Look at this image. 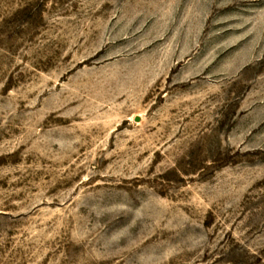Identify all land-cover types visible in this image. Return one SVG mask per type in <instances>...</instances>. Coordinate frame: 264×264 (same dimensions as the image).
Segmentation results:
<instances>
[{
    "label": "rangeland",
    "instance_id": "obj_1",
    "mask_svg": "<svg viewBox=\"0 0 264 264\" xmlns=\"http://www.w3.org/2000/svg\"><path fill=\"white\" fill-rule=\"evenodd\" d=\"M0 264H264V0H0Z\"/></svg>",
    "mask_w": 264,
    "mask_h": 264
}]
</instances>
